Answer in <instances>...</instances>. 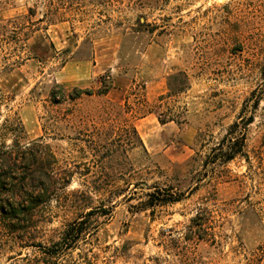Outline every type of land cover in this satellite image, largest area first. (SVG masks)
<instances>
[{
  "label": "rangeland",
  "instance_id": "obj_1",
  "mask_svg": "<svg viewBox=\"0 0 264 264\" xmlns=\"http://www.w3.org/2000/svg\"><path fill=\"white\" fill-rule=\"evenodd\" d=\"M263 67L264 0H0L1 121L104 191L0 215V264H264ZM156 190L181 200L144 211ZM81 207L85 240L48 258Z\"/></svg>",
  "mask_w": 264,
  "mask_h": 264
},
{
  "label": "trees",
  "instance_id": "obj_2",
  "mask_svg": "<svg viewBox=\"0 0 264 264\" xmlns=\"http://www.w3.org/2000/svg\"><path fill=\"white\" fill-rule=\"evenodd\" d=\"M29 13L30 16H34L35 12L29 9ZM14 22L16 20H8V23ZM262 76L264 77V67ZM56 86L60 91L58 93L53 92L51 99L57 105L68 100L80 99L83 94L93 96V93L79 88H74L68 92L65 87ZM110 89L111 86H106L104 92H99L98 95H106ZM171 90L173 89L170 85ZM262 98L256 99V109L259 107ZM164 100L165 98L161 97L160 103H163ZM6 101V96L0 91V215L9 219L27 220L35 215L40 206L51 204L54 200L61 201L63 198V202L68 208L77 205L79 201L85 202V206H91L97 196L104 194L100 187L88 188L83 191H69L74 172L60 167L56 155L48 146L37 142L30 145L24 144L21 141V133L24 132V127L19 117L8 116L1 121L2 110L6 106ZM144 103L147 105L145 99ZM153 113L158 115V119L163 125L175 121L174 119H164L161 114L154 110L147 111L142 117ZM132 132L147 152L135 127H132ZM233 159L234 154L227 157L228 161ZM158 194H160L158 190L147 194L148 201L144 211L154 208L158 204L175 203L181 200L170 192L164 193L163 199H160ZM87 209L85 207L74 209L77 218L65 225L60 240L52 243L50 247H44L43 253L48 258L58 260L65 257L71 254L81 241L85 240L86 233L90 228L88 220L96 212L94 208L90 211ZM87 264L92 263L89 261Z\"/></svg>",
  "mask_w": 264,
  "mask_h": 264
}]
</instances>
